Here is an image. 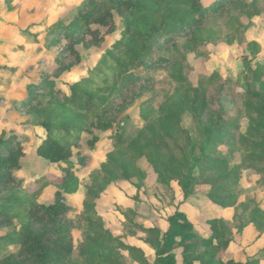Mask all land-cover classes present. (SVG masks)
Returning a JSON list of instances; mask_svg holds the SVG:
<instances>
[{
    "label": "rangeland",
    "instance_id": "374dc122",
    "mask_svg": "<svg viewBox=\"0 0 264 264\" xmlns=\"http://www.w3.org/2000/svg\"><path fill=\"white\" fill-rule=\"evenodd\" d=\"M82 1L0 0V135H15L25 152L14 171L15 186L0 193L23 201L11 205L10 223L0 228V259L19 251L16 234L28 208L53 202L60 191L69 206L62 223L71 222L65 234L74 248L68 264H155L152 244L163 241L168 217L176 210L192 223L193 230L182 240L188 246L180 244L178 236L173 240L167 252L172 255L170 264H264V114L250 123V131L256 129L260 139L245 133L249 96L258 91L264 95V0H228L217 13L200 21L203 32L197 40L190 42L191 32L183 30L154 44L153 60L159 56L168 60L151 68H134L131 78L129 73L112 74L107 82L89 77L90 70L121 38L124 15L115 13L116 29L105 34L102 43L89 49L77 46L81 61L74 62L58 50L65 40L53 31L79 25L76 7ZM228 35L230 43L225 40ZM252 42L258 44V51L247 45ZM212 73L221 79L209 85L205 95L184 89ZM88 78L96 83L91 92L107 96L108 101L96 115L69 110L66 118L52 121L72 134L70 162L52 163L37 154L47 137L41 123L66 104L71 85ZM45 79L54 81V86L35 87ZM223 80L227 84L221 104L229 116L227 125L233 126L211 148L209 161L214 162L205 161L207 168L194 170L198 179L192 184L194 194L185 199L179 182L184 176L175 175L186 176L191 166L192 148L187 147L186 134L201 139L199 125L215 122L211 94ZM31 94L41 102L25 103ZM255 107L261 109V105ZM173 108L181 112L179 128L166 125L162 129ZM105 122L110 123L108 129L96 127ZM124 126L127 135L143 131L162 148L157 157L163 167L160 176L144 156L113 147V135ZM244 135L249 144L260 148L247 150L246 140L238 142ZM94 136L98 140L91 147ZM110 152L115 164L107 159ZM184 160L188 164H182ZM231 173L235 178L218 183L225 189L213 188L211 179ZM85 219L100 229L85 226ZM149 228H157L158 236ZM113 239L142 253L135 258Z\"/></svg>",
    "mask_w": 264,
    "mask_h": 264
},
{
    "label": "trees",
    "instance_id": "16d2710c",
    "mask_svg": "<svg viewBox=\"0 0 264 264\" xmlns=\"http://www.w3.org/2000/svg\"><path fill=\"white\" fill-rule=\"evenodd\" d=\"M227 1L213 0L206 3L203 0H148V2L139 0H83L76 7L79 25L75 28H60L53 31V33L58 34V37H63L65 40L64 44L59 45V53L72 58L74 62H79L81 56L77 46L81 45L85 49H89L92 45L102 43L105 34L116 29L115 13L124 15L125 27L121 38L107 50L99 64L90 70L89 77H102L104 82H107L112 74L129 73L128 78H131L134 68H151L168 60L165 56H159L157 60H153L154 44L161 39L168 41L171 36L180 34L183 30L191 32L190 42L197 40L203 32L199 25L200 21L208 14L217 13ZM100 27L105 29L102 31ZM238 31L240 29H236L234 32ZM225 40L227 43L232 42L229 35ZM247 45L253 46L255 52L258 51L259 46L257 43L252 42ZM247 66L249 65L247 64ZM220 79L221 77L218 74L212 73L208 76H202L195 86L188 85L184 89L205 95L207 87ZM94 84L96 83L88 78L71 85V94L66 99V104L58 114H54L41 123V126L46 130L47 137L37 148L39 156L52 163L70 162L72 152L68 138L72 134L63 125H52V121L66 118L69 110L84 111L96 115L100 111L103 102L108 101V97L91 92V86ZM226 84L227 80L221 81L218 88L211 94V98L216 105L215 122L212 124L200 122L202 124L199 125L198 130L199 135L202 136L201 139L186 134V141L189 139L190 142L187 147L192 148L193 151L197 148L199 152L194 154L191 150L189 153L191 158L189 164L191 166L187 169L186 176L183 173H176L177 175H175L184 176V178L180 177L179 182L183 187L185 199L194 194L192 184L198 180L194 170L198 167L201 170L207 168L205 161L208 164L214 162L209 161L213 153L211 148L217 140L226 136L228 127L233 126L231 123L227 125L226 117L229 116H226L228 114L225 113L221 104ZM53 86L54 81L45 79L35 87L43 89L45 87L52 88ZM35 99L39 103L41 102L35 94H31L25 100V103L29 104ZM258 105H261V109L255 107ZM247 106L246 118L249 125L246 127L245 133H251L252 138L260 139L256 129L250 131V123H253V117L260 119L264 114V95L260 91L250 94ZM190 108L193 115H195L196 108L193 105ZM180 115V110L173 108L169 116L163 121L161 128L165 129L166 125L179 128ZM96 127L105 130L110 127V123H100ZM181 133H185V130H182ZM245 135L238 138L240 144L246 140ZM97 140L98 137L94 136L89 141V145L93 147ZM245 142L248 144L246 146L247 150L253 151L251 148H260L258 144H249L247 140ZM112 144L117 151L128 149L138 157L144 156L156 167L159 176L162 174L163 167L161 161L157 158L162 148L155 146L143 131L137 132L134 136H129L127 135L126 126H124L113 135ZM24 154L23 146L15 135L5 137L4 132L0 135V193L15 186L17 179L14 176V171L20 168ZM113 155V152L108 153L107 159L115 164L116 157ZM170 158L175 160L174 157ZM181 163L188 164L186 160ZM212 166L214 167L211 168H215V165ZM105 174H109V171H106ZM235 176L234 173H231L220 178L211 179L213 188L219 191L225 189V186L218 183L227 178H235ZM107 177L110 179L111 175L109 174ZM211 196L218 198L214 193ZM222 198L230 200L226 197ZM19 202L23 204V201H18V199L11 196H0V228L10 223L8 215L11 205ZM68 210L69 206L60 191L55 193L54 201L51 203L32 204L28 208L20 232L16 234L15 242L19 244V251L4 255L0 259V264H68L67 262L74 252L73 245L65 234L69 230L71 222L68 219L66 223H62ZM86 225H92L96 229H100L99 225L91 220H86ZM213 229L215 231L217 229L215 224ZM192 230V223L186 219V216L180 210H176L175 213L170 215L168 217V227L162 237L163 241L152 244L155 249V264H170L173 261L171 260L172 255L167 252L171 248L173 240L178 236L180 238L179 243L185 247L188 246V244L182 243V240ZM148 231H152L158 236L159 230L157 228H149ZM118 243L135 258H137V253H142L134 246Z\"/></svg>",
    "mask_w": 264,
    "mask_h": 264
}]
</instances>
